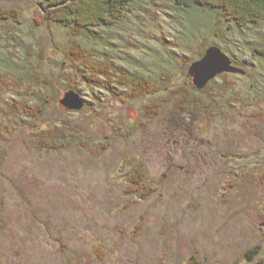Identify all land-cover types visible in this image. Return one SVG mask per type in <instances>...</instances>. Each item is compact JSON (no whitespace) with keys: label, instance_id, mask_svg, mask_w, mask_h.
Returning a JSON list of instances; mask_svg holds the SVG:
<instances>
[{"label":"rangeland","instance_id":"374dc122","mask_svg":"<svg viewBox=\"0 0 264 264\" xmlns=\"http://www.w3.org/2000/svg\"><path fill=\"white\" fill-rule=\"evenodd\" d=\"M46 9L0 0V264H264V23L134 0L73 34ZM211 46L245 74L198 91Z\"/></svg>","mask_w":264,"mask_h":264},{"label":"trees","instance_id":"16d2710c","mask_svg":"<svg viewBox=\"0 0 264 264\" xmlns=\"http://www.w3.org/2000/svg\"><path fill=\"white\" fill-rule=\"evenodd\" d=\"M47 4V12L43 15L46 21L56 23L69 29L73 34L110 25L117 20L126 6L134 0H43ZM185 9L192 7H210L220 10L237 26L257 25L264 23V0H175ZM13 14L15 15L16 12ZM8 11H0V20L11 18ZM82 56H86L82 54ZM88 67V66H87ZM52 141V133H45L44 138ZM56 141V139H55ZM129 182L139 187L144 194H149L152 187L147 182V172L140 164L136 165L128 177ZM259 246L245 252L249 261L257 254Z\"/></svg>","mask_w":264,"mask_h":264},{"label":"water","instance_id":"95a60500","mask_svg":"<svg viewBox=\"0 0 264 264\" xmlns=\"http://www.w3.org/2000/svg\"><path fill=\"white\" fill-rule=\"evenodd\" d=\"M222 74L244 75L245 72L234 66L216 46L207 48L201 59L193 62L188 69V77L198 91L205 89L213 79ZM60 105L69 111H80L85 102L78 93L71 90L64 94Z\"/></svg>","mask_w":264,"mask_h":264}]
</instances>
